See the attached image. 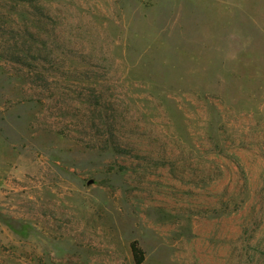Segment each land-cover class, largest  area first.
Returning a JSON list of instances; mask_svg holds the SVG:
<instances>
[{
    "label": "rangeland",
    "instance_id": "obj_1",
    "mask_svg": "<svg viewBox=\"0 0 264 264\" xmlns=\"http://www.w3.org/2000/svg\"><path fill=\"white\" fill-rule=\"evenodd\" d=\"M264 264V0H0V264Z\"/></svg>",
    "mask_w": 264,
    "mask_h": 264
},
{
    "label": "trees",
    "instance_id": "obj_2",
    "mask_svg": "<svg viewBox=\"0 0 264 264\" xmlns=\"http://www.w3.org/2000/svg\"><path fill=\"white\" fill-rule=\"evenodd\" d=\"M132 250H133V253H134L135 258L137 260V264H142L144 261V253L140 249V247L137 245V243H134L132 245Z\"/></svg>",
    "mask_w": 264,
    "mask_h": 264
}]
</instances>
